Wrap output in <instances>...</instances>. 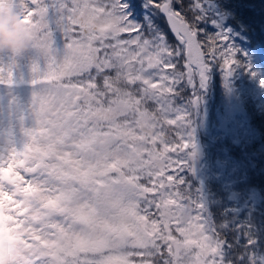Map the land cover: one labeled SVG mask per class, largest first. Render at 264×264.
<instances>
[{
    "label": "snow or ice",
    "instance_id": "snow-or-ice-1",
    "mask_svg": "<svg viewBox=\"0 0 264 264\" xmlns=\"http://www.w3.org/2000/svg\"><path fill=\"white\" fill-rule=\"evenodd\" d=\"M21 7L33 42L0 54V209L24 242L57 241L63 264H264V42L243 0Z\"/></svg>",
    "mask_w": 264,
    "mask_h": 264
},
{
    "label": "clouds",
    "instance_id": "clouds-1",
    "mask_svg": "<svg viewBox=\"0 0 264 264\" xmlns=\"http://www.w3.org/2000/svg\"><path fill=\"white\" fill-rule=\"evenodd\" d=\"M21 13L5 9L0 12V54L24 55L33 42V31L21 22ZM27 206V199L25 198ZM47 250L27 247L19 233L0 238V264H31L30 258L44 255ZM59 253V256H62Z\"/></svg>",
    "mask_w": 264,
    "mask_h": 264
},
{
    "label": "trees",
    "instance_id": "trees-1",
    "mask_svg": "<svg viewBox=\"0 0 264 264\" xmlns=\"http://www.w3.org/2000/svg\"><path fill=\"white\" fill-rule=\"evenodd\" d=\"M136 1L137 3L139 2V0ZM185 2L187 3V0H185ZM240 11L246 22H249L253 25L254 31L251 33L253 43L256 44L264 42V32L261 30L262 27H264V4H261L260 0H243V7L240 9ZM158 22L163 26L162 19ZM169 39H173L170 33ZM253 123L257 128L258 133L264 134V118L256 116L253 119ZM260 143L261 139L258 138L254 147L258 148ZM233 154L238 155V149H233ZM251 178L254 184L264 186V177L259 175V167L255 173L251 174ZM34 246L42 250H47L45 252L46 256H50L57 263L63 264V255L59 256V253H62V250L57 247V242H51L48 245V243L42 241L38 245H30V247Z\"/></svg>",
    "mask_w": 264,
    "mask_h": 264
},
{
    "label": "rangeland",
    "instance_id": "rangeland-1",
    "mask_svg": "<svg viewBox=\"0 0 264 264\" xmlns=\"http://www.w3.org/2000/svg\"><path fill=\"white\" fill-rule=\"evenodd\" d=\"M132 2L137 3L136 0H133ZM0 3H2V4H0V12H3L5 9L17 10V11H19L22 14L21 15V19L22 18L23 19H27V17L24 16V11H23V8L21 7V5L23 4V0H20V4H16L14 2V0H0ZM138 15H139V12H138ZM24 94H25V96L27 95V90H25ZM11 224H12V221L10 220V218L7 215L4 214L3 209H0V238H3L5 236L13 237L14 234H17V233L20 234V232L18 230L13 229V228L10 227ZM21 237H22V235H21ZM22 239H23V237H22ZM43 241L45 243H48V245L51 242H57L55 240H50V239L43 240ZM23 242H24V240H23ZM25 245L27 247H30L29 244L25 243ZM35 257H38V258L39 257H46L47 258L46 264H59L56 261H53L50 256H45V255H43V256L40 255L39 256V255H36Z\"/></svg>",
    "mask_w": 264,
    "mask_h": 264
}]
</instances>
